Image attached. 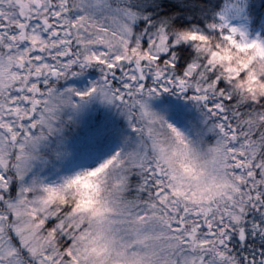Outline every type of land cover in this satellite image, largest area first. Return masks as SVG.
I'll use <instances>...</instances> for the list:
<instances>
[{
    "label": "snow or ice",
    "instance_id": "obj_1",
    "mask_svg": "<svg viewBox=\"0 0 264 264\" xmlns=\"http://www.w3.org/2000/svg\"><path fill=\"white\" fill-rule=\"evenodd\" d=\"M0 264H264V0H0Z\"/></svg>",
    "mask_w": 264,
    "mask_h": 264
}]
</instances>
